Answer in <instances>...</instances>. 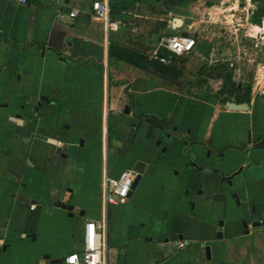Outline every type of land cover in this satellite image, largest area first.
Listing matches in <instances>:
<instances>
[{"label": "crops", "instance_id": "crops-1", "mask_svg": "<svg viewBox=\"0 0 264 264\" xmlns=\"http://www.w3.org/2000/svg\"><path fill=\"white\" fill-rule=\"evenodd\" d=\"M209 1L110 0L106 23L70 17L89 0H0V264H65L87 221L109 264H264V90L225 108L223 80L200 76L212 40L183 57L180 86L108 54L148 56ZM127 170L138 186L106 205L105 180Z\"/></svg>", "mask_w": 264, "mask_h": 264}, {"label": "rangeland", "instance_id": "rangeland-1", "mask_svg": "<svg viewBox=\"0 0 264 264\" xmlns=\"http://www.w3.org/2000/svg\"><path fill=\"white\" fill-rule=\"evenodd\" d=\"M205 7L192 12L189 22L194 25L186 34L199 41L212 40L214 57L207 63L226 64L241 88L264 90V33L257 27L264 25V19L258 25L253 19L257 9L253 0H210Z\"/></svg>", "mask_w": 264, "mask_h": 264}, {"label": "built area", "instance_id": "built-area-1", "mask_svg": "<svg viewBox=\"0 0 264 264\" xmlns=\"http://www.w3.org/2000/svg\"><path fill=\"white\" fill-rule=\"evenodd\" d=\"M20 2L27 4L28 0H20ZM83 8L88 9L92 19L106 23L111 22L110 0H89L88 6L73 10L70 17L72 19L76 18ZM166 17L172 20L174 14L168 12ZM132 30L136 32L137 27H132ZM195 47L196 38L191 35L164 36L160 39L158 46L149 50L147 54L153 60L160 61L165 65H171L174 61L173 57H161L159 54L161 49H166L176 59L191 54ZM230 66L233 67L234 65L231 63ZM136 177L137 173L132 170L124 171L117 178L107 177L104 191L106 205L126 204ZM65 264H109L107 233L103 224L87 221L84 229L82 249L66 257Z\"/></svg>", "mask_w": 264, "mask_h": 264}, {"label": "trees", "instance_id": "trees-1", "mask_svg": "<svg viewBox=\"0 0 264 264\" xmlns=\"http://www.w3.org/2000/svg\"><path fill=\"white\" fill-rule=\"evenodd\" d=\"M253 2L257 7L256 11L253 13V19L257 22L258 25L261 20L264 19V0H253ZM108 54L110 58H116L118 60L125 61L135 66H137L139 62L146 63L149 67L156 69L158 72H162L164 75H168L174 79L182 81L183 83L186 82V60L182 57L174 59L172 65L165 66L159 62L151 61L149 57L144 53H141L123 45L113 43H111L109 46ZM200 76L223 80L224 85L217 95L218 98H223L220 99L222 104H225L232 100L238 104L251 103L252 87H239V85L236 84L234 81L233 72L229 71L226 64H218L210 69L205 67L201 71ZM153 119L156 120V118ZM158 122L162 123V121Z\"/></svg>", "mask_w": 264, "mask_h": 264}, {"label": "water", "instance_id": "water-1", "mask_svg": "<svg viewBox=\"0 0 264 264\" xmlns=\"http://www.w3.org/2000/svg\"><path fill=\"white\" fill-rule=\"evenodd\" d=\"M69 1L70 0H66L67 3ZM181 26H182V21L180 19H176L175 20L174 27L175 28H178V27H181ZM137 66L139 68H141L143 70H147L148 72H150V73H152L154 75H157L158 77H161V78H163V79H165V80H167V81H169L171 83H174V84L179 85V86L182 84L180 81H178V80H176V79H174V78H172V77H170L168 75H164L162 72H158L156 69H154L152 67H149L146 63L139 62L137 64ZM225 108H227L230 111H248L249 110V104H247V103L237 104L235 102H227L226 105H225ZM125 112L127 114L130 113L129 107H127L125 109ZM148 121H150V120L148 119ZM157 126L159 128H161V129H163V125H161V124L158 123ZM140 180H141V177L140 176H137L136 179H135V181H134V183H133V185H132V191L130 192V195L129 196H131V194L133 193V191L136 189V187L138 186ZM57 204L61 206V203H57ZM62 206H63V208H67L70 212L73 211V207L72 206H68V205H62ZM254 226H257V225H254ZM244 227L246 229V233H249V226H248V224H245ZM220 237H222V235H220ZM206 253H207L208 259H210V255H211V249H210V247H207L206 248ZM48 258L49 257H47V259Z\"/></svg>", "mask_w": 264, "mask_h": 264}, {"label": "flooded vegetation", "instance_id": "flooded-vegetation-1", "mask_svg": "<svg viewBox=\"0 0 264 264\" xmlns=\"http://www.w3.org/2000/svg\"><path fill=\"white\" fill-rule=\"evenodd\" d=\"M126 108H127V107H126ZM126 108H125V109H126Z\"/></svg>", "mask_w": 264, "mask_h": 264}]
</instances>
